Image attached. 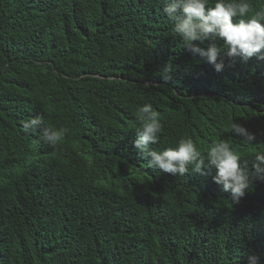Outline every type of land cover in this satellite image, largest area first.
Returning a JSON list of instances; mask_svg holds the SVG:
<instances>
[{
	"label": "trees",
	"instance_id": "16d2710c",
	"mask_svg": "<svg viewBox=\"0 0 264 264\" xmlns=\"http://www.w3.org/2000/svg\"><path fill=\"white\" fill-rule=\"evenodd\" d=\"M162 8L0 0V264H264V179L232 204L211 175L159 173L133 147L151 103L164 126L153 150L188 138L203 154L224 138L252 171L264 149V61L221 52L216 72ZM37 115L67 129L56 146L23 132ZM232 120L252 147L221 133Z\"/></svg>",
	"mask_w": 264,
	"mask_h": 264
},
{
	"label": "clouds",
	"instance_id": "9594fccd",
	"mask_svg": "<svg viewBox=\"0 0 264 264\" xmlns=\"http://www.w3.org/2000/svg\"><path fill=\"white\" fill-rule=\"evenodd\" d=\"M162 11L173 22V33L179 37L190 53L198 54L211 64L216 72L223 71V52L230 63L236 58L248 61L256 57L264 61V7L254 8L249 0H161ZM196 42V43H194ZM207 42L206 47H200ZM171 66L164 75L171 76ZM139 127L133 147L146 160L147 167L159 173L185 176L186 173L211 175L212 181L223 192L230 193L232 204H239L254 179H264V149L254 153L252 171L247 162H242L241 153L233 149L224 138L214 140L202 152L191 139L180 138L174 147L162 151L153 150L151 145L161 142L164 126L159 113L151 103H144L136 110ZM42 128L40 139L56 146L67 129H55L46 125L44 117L37 115L23 123L24 133ZM232 132L246 145L252 147L254 134L233 120L221 133ZM247 264H262L259 256L249 254Z\"/></svg>",
	"mask_w": 264,
	"mask_h": 264
}]
</instances>
